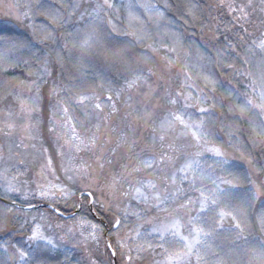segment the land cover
<instances>
[{"label":"snow or ice","instance_id":"1","mask_svg":"<svg viewBox=\"0 0 264 264\" xmlns=\"http://www.w3.org/2000/svg\"><path fill=\"white\" fill-rule=\"evenodd\" d=\"M0 6L6 9L5 16L27 30V35H23L12 32L10 28L0 29V75L24 84L25 81L19 80V77L9 75L10 70L15 72L19 69L29 78L28 90L31 92L35 88L36 96L28 101L19 96L13 97L19 102L20 111L27 116L39 111L36 101L40 98L41 85H46L48 78H51L47 130L55 134L57 142L63 141L56 149L58 156L65 155L61 150L65 146L70 152H91L102 170L105 146L111 142V138L107 135L101 138V121L107 127L111 114L118 111L116 101L122 97L126 107L136 112V120L143 121L145 125L152 122L151 143L145 144L136 154V165L131 170L122 166L120 172L112 173L104 182H101L97 168L83 158L79 164L72 163L73 156L68 157L70 166L63 161L60 164V171L70 183L62 182L53 167L52 157L47 155L48 148L41 149L46 163L41 165L39 175L44 182H35L34 189L29 187L32 182L18 179L23 175L18 167L0 168V187L6 194L16 193L24 201L21 206L12 201L18 212H24L19 231L21 240L16 243L11 241V236L16 234L13 229L9 233L10 239L0 242V264H82V260L74 255L76 250L83 247L87 252L90 243L98 248L102 237L106 239L105 249L110 251L111 256V260L104 264H116L117 251L120 252L121 264H133L132 253L139 256L145 251V245L154 255L156 249H160L159 259H155L154 264H193V257L195 264H264V211L257 216L258 234L246 232L248 209L254 207L257 201L264 209V0H259L258 5L253 0H240L239 3L237 0H218V4L209 6L226 10L231 21L224 23V30L234 32L242 42L244 53L243 56L237 53V56L246 67L235 72L236 76L247 81L243 84V90L228 80L229 87L220 94L228 100L229 114L238 113L237 120L247 118V125H237L239 135L231 130L225 133L228 147L239 152L236 158L223 146V138L212 120L215 114L211 110L216 107V80L210 75L203 76L205 85L212 86L209 91L214 95L209 96L204 89L196 88L191 82L192 75L187 64L182 66L184 79L175 91L170 89L171 77L163 74L179 60V56L173 54L177 53L178 47H184L180 34L172 33L176 37L172 46L167 43H161L159 47L145 45L153 54H158L161 48L164 50L160 56L162 66L159 72L148 66L151 60L147 53H138L135 45L143 44L150 35L143 28L140 10L149 20L155 17L157 25L165 20V11L150 0H129L120 6L112 0H97L89 5L90 11L86 7L79 12L76 22L72 21V16L80 4H73L67 19L58 27L52 24L60 17L59 10L46 6L42 0H0ZM120 7L127 11L131 31L118 28L110 14L111 11L116 12V19L119 20ZM169 7L166 2L164 8ZM176 10L181 13L184 24L191 21L193 27L199 20L197 13L202 11L191 0L177 4ZM257 11L261 14V23L259 35H254L246 25ZM38 16L44 17L40 23L36 21ZM211 19L217 20L216 17ZM11 20L5 23L10 24ZM80 21L84 23L81 25ZM132 21L139 22L140 27L133 26ZM64 25H68L71 31ZM200 26L203 28L206 25L201 21ZM237 28L241 31H236ZM214 30L219 33V22ZM57 32L60 33L59 37ZM129 36L134 40H128ZM46 41L56 45L63 41V49L78 54L76 63L80 68L88 67L92 71L73 77V82H59L51 66V53L56 49L39 47ZM227 46L236 50V45L231 41ZM196 51L201 60L211 62L210 52L205 57L199 46ZM204 51L208 50L205 48ZM62 59L60 52L56 51V63L61 67ZM199 67L202 69L205 65ZM227 67L233 68L234 65L228 64ZM152 77H156L157 81L164 80L166 86L160 89ZM97 80L101 82L99 85L95 84ZM88 87H91L90 91H80ZM134 96L138 98L135 103L142 105L140 110L133 106ZM52 98H55V103H52ZM209 100L213 102L208 104ZM158 107L162 116L154 111ZM77 109L79 115H73ZM19 115L11 107L3 110L4 120L0 131L8 129L4 134L11 135V131L17 127L14 118ZM93 115L95 124L92 123ZM37 124L25 122L21 125L28 139H37L33 134ZM231 127L230 124L229 129ZM220 131H223V126ZM242 137L246 138L242 140ZM249 144L251 149L247 148ZM122 145L127 147L129 153L139 147L135 139L129 140L122 133L110 152L115 154ZM258 147L259 157L254 159L251 153ZM97 150L99 155L96 154ZM146 151L148 155L141 158ZM246 151L249 153L247 156ZM107 163L113 162L108 160ZM19 164H23V161H19ZM141 172L145 173L144 178L135 182L128 179L132 173ZM46 173H50L52 178L49 179ZM30 197L46 200L50 212L36 210L29 218V210L35 208L28 202ZM73 197L76 200L72 207L84 214L73 213V226L66 228L59 222L62 216L59 205H67ZM124 200L128 203H124ZM132 201L136 205H144L145 209L133 208L129 213ZM152 210L162 213L164 218L151 216L144 220L146 212ZM6 211L11 212L12 208H6ZM93 213L107 216V223L90 219ZM129 215L143 223L128 228ZM226 220L229 221L227 228ZM145 224L148 226L145 227ZM122 227L126 229L124 235L120 233ZM225 233L229 234V248L222 255L219 245L213 242ZM153 239L155 244L152 243ZM209 255L215 257L211 262L207 259ZM89 262L98 264L91 256Z\"/></svg>","mask_w":264,"mask_h":264},{"label":"trees","instance_id":"2","mask_svg":"<svg viewBox=\"0 0 264 264\" xmlns=\"http://www.w3.org/2000/svg\"><path fill=\"white\" fill-rule=\"evenodd\" d=\"M75 1V0H74ZM154 4H156L161 10L165 11V20L160 21L159 25H157L156 18L153 17L152 20H149L146 15H143V12L141 11V18L144 21L143 28L150 34L147 39H145L143 44H138L135 45L137 48L138 53L139 52H145L149 55L151 63L148 66L156 67V64L158 60L160 59V56L163 55L164 50L161 48L158 54H153L151 53L145 45L147 44H154L155 46L159 47L161 43H167L169 46H172L176 37L172 35L173 32H180V40L183 43L184 47H178L177 48V53L173 54L176 56H179V60H181L182 65L188 64L187 62L192 63V60L198 55L196 51V47L199 46L201 51L203 52L204 56L207 57L208 52L211 53V62L206 60V72L209 74H212V78L216 80V89L217 92L215 93V101H216V107L213 108L211 111L215 114L212 117L213 123L219 131L221 137L223 138L224 144L223 146L226 148L228 152L232 151L235 152L236 156L239 157V152L235 151L234 148L228 147V137L225 134L227 131L231 130L235 135H239L240 133L237 131V125L243 124L247 125V118L244 120H237L238 113L235 114H229L227 112L228 108V100L224 99L220 94L226 90L229 85H228V80H232V83L236 85V87L240 88L243 90V84L246 83L247 81L243 77H239L235 75L236 70L241 69L243 67H246L243 65L242 60L240 59V56H243V50H242V42L239 40V38L234 34L233 31H225L224 30V23H228L231 21V17L227 15L226 10H218L214 7H209L211 5H216L218 4V0H191L192 3L199 5L202 9L200 13H197L199 20L195 24V27L192 26L191 21L189 24L185 25L183 22V19L181 17V13L176 10V5L179 3H186L188 0H152ZM77 2V1H75ZM97 2V0H80L77 2L80 4V8L76 11V13L72 16V21L76 22L77 17L79 15L80 11H83L84 8L88 7L89 11L91 8L89 7L90 4H93ZM112 2L118 6L127 4L129 0H112ZM168 3L170 5L169 8L165 9L164 5L165 3ZM240 0H237V3H239ZM246 2V0H245ZM76 3V4H77ZM253 3L258 5L259 0H253ZM71 5H73V0H64L62 4H60V8L58 9L60 12V17L52 24L53 27H58L61 23H63L64 20L67 19V13L72 11ZM126 12V9L124 7H120L119 10V17H123L124 13ZM112 18L117 16V13L114 11L110 12ZM116 14V15H115ZM121 15V16H120ZM211 17H216L217 20L213 21ZM87 19V17H86ZM114 21L117 24L118 28L121 29H127L131 31V28H128V21L125 22V19L122 18L117 20L116 18ZM167 21H173V23L168 24ZM203 22L206 26L201 28L200 22ZM84 21H80L79 23L82 25ZM220 23V31L219 33L215 32L214 28L216 23ZM12 23V22H11ZM133 26L135 27H140L139 22L137 21H132L131 22ZM260 23H261V14L257 11L251 15L250 22L246 25L248 28L249 32L253 33L254 35H259V30H260ZM65 28H67L69 31H71V28L68 25H64ZM5 28H10L12 32L14 33H19L23 35H27V30L17 24V22H13L12 24H6L1 22L0 23V29H5ZM236 31H241L240 29H236ZM193 32L195 35H193ZM56 35L59 37L60 33L57 32ZM227 36V40L225 37ZM69 40L71 37L68 38ZM128 40H134V37L129 36L127 37ZM249 42L251 40V37L248 38ZM193 41L195 43L193 44ZM228 41H231L233 44L236 45V50L233 51L232 48L228 47ZM191 45V47H189ZM42 49H49L53 48L56 49V51L60 52L62 59V67L61 64L56 63V51H53L51 53V61H52V67L54 69V73L56 74L57 80L61 83H69L73 82V77H78L81 76L83 72H91L92 69L85 67L84 69H81L80 66L76 63L77 59V53L75 52H69L67 49H63V41L59 45L53 44L51 41H48L45 44L39 45ZM71 47V45H69ZM207 49L208 51H204V49ZM217 52L220 53L219 57L217 56ZM237 53H240V56H237ZM217 60L219 63H217ZM178 61L176 63H178ZM228 64H233V68H228ZM10 76H16L19 77V80H25L28 82V77H26L24 74L21 73V71L18 69L15 72H12L11 70L9 71ZM34 78V77H33ZM239 82V83H238ZM101 82L97 80L95 82L96 85H99ZM20 83L17 80H7L5 77L0 75V110H5L9 108L10 105L16 104V100L13 99V97L19 96V91H17V86ZM52 80L51 78H48V83L42 84V104H41V113L42 117L44 119V122L46 123L45 125V130L48 129L49 127V96H48V88L51 86ZM91 84V82H90ZM91 87H95V85H92ZM91 87L88 88H82L80 91H90ZM211 85H205V90L209 96H213L214 94L209 91L211 88ZM97 91H99V88H96ZM177 90V88H174L173 91ZM6 97V98H5ZM55 100V99H54ZM53 100V101H54ZM213 101L209 100L208 104H211ZM117 109L119 110V114H112L111 118L112 120H117V119H123L126 122L118 124V123H113V126L110 129H115V131H108L107 136L111 138V142L107 144L106 151L103 154V159L111 160V152L110 149L115 146L117 137H119L122 133L125 136L128 137H133V139L137 140V144L139 143V148H137L135 151L139 152V150L144 147V144H142L141 137L143 136L147 139L150 137L152 138V131H146L148 128L145 126V124H141L142 127L145 128V132L142 135L138 134V132H132L130 130L129 125H131L132 128H134V124L137 121L134 117L136 115V112L133 110L131 111L128 107H126L123 97L116 101ZM131 112V115H126L127 113ZM77 115H79V109H77ZM75 113V114H76ZM74 114V115H75ZM133 123V124H132ZM232 125L231 129H229V125ZM223 126V131H220L221 127ZM109 129V130H110ZM247 135V134H246ZM144 138V139H145ZM246 137H242V140H244ZM50 140L46 139L42 141V148H48V156L52 157L53 163H56V168L59 171L61 181L64 183H67L66 180L63 179V175L61 174L60 171V163L58 162L59 157L56 154V150L53 147V142ZM145 139V141H146ZM140 140V142H139ZM51 143L52 146H51ZM248 149H251V145H247ZM57 149V148H56ZM121 149H117V152L115 154H120L119 152ZM259 151L260 148L258 147L255 151H253L251 154L254 157V159H258L259 157ZM119 152V153H118ZM97 155L100 153L97 152ZM249 153L246 151L245 155L247 156ZM127 155H119L118 157L120 158L119 163L123 162L126 163L127 166H129L130 169H132L136 165V159L134 158L135 156H130V157H125ZM81 158H83L84 161L87 163L91 164L93 167H98L97 166V161L95 159V156L91 152H85L82 151L78 153L77 156L74 157L73 163L79 164V161H81ZM112 164H108L107 162L105 163L106 167L107 166H112V169L116 170L114 171L115 173L118 172V170L114 167L117 166L118 162L117 160H112ZM238 163H243L242 161H237ZM116 164V165H115ZM105 174H107L105 172ZM136 177L138 179L144 178L145 173H135ZM133 174H131L132 176ZM130 176V177H131ZM129 179V178H128ZM6 195L3 194L2 190L0 189V198H5ZM12 200H15V202L19 204H23L22 201L19 199H16L14 197L11 198ZM76 200V197H73L69 200L68 204H60L59 207L61 209V212L63 214H71L74 212V208L72 207L73 201ZM127 203L126 200H124V203ZM43 203V202H39ZM35 204V202L33 203ZM37 204V203H36ZM6 208H12L13 210H17L16 207L12 205L5 204L0 201V234L1 236H6L7 238L10 239L9 233L15 229L16 234H18L19 230V225L21 224V221L19 219H12L7 213H5ZM38 209H44L47 212H50V209L47 208H38ZM31 211H34L31 210ZM261 211H264V209L261 208V205L259 201L255 204L254 207H250L248 209L249 217L248 219V224L246 225L247 231H251L252 235L258 234L259 231V223L257 221V216L259 215ZM80 215H83L84 212L80 211ZM106 223H107V216L100 215L98 214ZM110 215V214H109ZM55 216V214H53ZM248 217V218H249ZM90 219H94L95 222L99 223L98 221L95 220L93 216L89 217ZM61 221H70L71 219H66L61 217ZM137 222L136 218L134 216L129 217L127 224L128 228L130 226L134 225ZM2 223L4 224L2 226ZM120 230H126L123 227ZM20 231V230H19ZM18 232V233H17ZM27 234V233H25ZM104 242H105V238ZM11 240H13V237H11ZM113 244L115 245V237L112 238ZM104 251H105V256L108 261L111 260L110 256V251L105 249L104 246ZM156 252H160V249L157 248ZM119 254V251H117V255ZM154 257V256H153Z\"/></svg>","mask_w":264,"mask_h":264},{"label":"rangeland","instance_id":"3","mask_svg":"<svg viewBox=\"0 0 264 264\" xmlns=\"http://www.w3.org/2000/svg\"><path fill=\"white\" fill-rule=\"evenodd\" d=\"M64 0H42V2L46 5V6H51L53 10H58L60 8V4H62ZM77 2H79L80 0H75ZM73 0V4H76L77 2H75ZM5 2H11V0H5ZM151 3H153L152 0H150ZM59 7V8H58ZM58 8V9H57ZM4 11H6V9H4L2 6H0V23L3 22L5 23L6 21H10L11 18L7 17L4 15ZM142 10H140L141 12ZM116 15V14H115ZM121 16V15H120ZM116 18V16L113 18V20ZM124 18L125 22L127 21V11L124 13L123 17L121 16L120 19ZM44 20L43 16H38L36 18L37 23H40L41 21ZM13 25L14 20H11ZM115 22V21H114ZM54 23V22H53ZM84 23V22H83ZM116 23V22H115ZM7 24V23H6ZM178 33L180 34V32L178 31ZM19 34V33H18ZM48 41H46L45 43H47ZM206 60H201L200 56L197 55L193 60L192 63L189 64V62H187L188 64V69H189V73L192 75V83L195 85L196 88L198 89H204L205 90V81L203 80V76L204 75H212L206 72ZM208 63V60H207ZM204 64L205 67L204 68H200L199 65ZM161 66H162V62L159 59L155 69L159 72L161 70ZM182 62L181 60L178 61V63H175L174 66L171 68L170 71H166L163 74L167 77L170 76L171 77V82H170V89L173 91L174 88H179L180 87V83L181 81L184 79V72H183V68H182ZM212 77V76H211ZM25 81V80H23ZM152 81L155 83H158L160 85V89H162L163 87H165V82L164 80H156V77H152ZM42 88V85H41ZM17 91H19V97L22 99H25L26 101L31 100L32 97L36 96V91L35 88L32 89V91L30 92L28 90L27 87V81H25L24 84H19L17 86ZM206 92V90H205ZM3 95V94H0ZM40 98L39 100L36 101V105L39 108L38 112H32L30 116H27L25 113L20 111V104L19 102L16 100V104L14 105H10L9 107H11V109L13 110V112L15 113H19L20 115L18 117H15V123L17 125V127L15 129H13L11 131V135H5L4 133L8 131V129H3L2 131H0V156H2V159H0V168H3L5 166H13V167H18L20 169V171L23 173V175H21L18 179L19 180H28L32 183H30L29 187L30 188H35V182H41L43 183V179L42 177L39 175L40 170H41V165L46 163V158L44 153L41 151L42 149V141L46 139L50 140L49 138H51V146L53 144L54 149L56 150L57 147H59V144H62L63 141L60 140L59 142H57L56 140V136L54 133H49L48 130H45V122L44 119L42 117V113H41V104H42V90L40 89ZM55 98H52V103H55ZM138 99L137 97L134 96V101H133V106L136 110H140L142 108V105L139 103H135V100ZM54 100V101H53ZM153 103H155V101H153ZM1 107V106H0ZM132 111V109H130ZM107 111V110H106ZM154 111H156V113L159 116H162V112L160 110V108H156ZM75 113H73L74 115ZM112 114H119V111H117L116 113H112ZM111 114V115H112ZM77 115V113L75 114ZM103 115V113L101 114ZM4 120V116H3V110H0V128L3 127V122ZM25 122H33L37 124L36 129L33 130V134L35 136H37V139H28L27 138V134L26 132L23 130V128L21 127V125H23ZM49 123V122H48ZM92 123L95 124L96 123V118L93 115L92 117ZM143 121H136L134 125H136L138 127V134L142 135L145 132V128L141 126V124H143ZM151 121L148 122V125H145L148 130L146 131V133H148V131H150L151 133ZM79 126V124H78ZM113 126V122H112V118L111 116L108 119L107 122V127H105L104 122L101 121V138L103 139L104 135H107V132L109 131V129ZM128 137V136H127ZM129 140L133 139V137H128ZM145 137L143 136V138L141 137V141L142 144H150L151 143V134L150 137H148L145 141L144 139ZM137 141V140H136ZM138 142V141H137ZM140 142V140H139ZM177 143L179 144L180 142L177 141ZM35 144L36 147L33 148L32 145ZM17 145H21L20 147H17ZM23 145H28V147H24ZM139 145V143H138ZM119 152H121L120 154H111V160H117L118 164L117 166H114L118 172L121 171L122 166H126L127 169L131 170L129 168V166H127L126 163L120 162L119 160L120 158L118 157L119 155H127L125 157H128L129 155L131 156H136L137 153L139 152L135 151L137 148L133 149V151L131 153L128 152V149L126 146L122 145L119 149H121ZM65 155L63 157H59L58 162L61 164V162L63 161V163L66 166H70L69 164V160L68 157L69 156H77L78 153L75 152H70L67 148V146H65L63 149H61ZM97 152H99V150H97ZM118 152V153H119ZM231 154V156L233 158H236V154L235 152L230 151L229 152ZM144 155H148L147 151L145 153L142 154L141 158H143ZM23 161V164H19V161ZM110 160V159H108ZM108 160L104 161V168L101 170L98 167L97 168V174L100 176V180L101 182H104L107 178L110 177V175L112 173H114V169H112V166H105L106 162ZM81 161H79L80 163ZM73 163V161H72ZM209 163H211V161H209ZM116 165V164H115ZM53 167L57 170L56 168V163H53ZM105 172L107 174H105ZM117 172V173H118ZM11 174V173H10ZM48 175V178L51 179V174L50 173H46ZM61 174L63 175V179H65L64 177V173L61 172ZM133 175L129 178V180H132L133 182H135L136 179H138L136 177L135 173H132ZM57 175H60L59 171L57 170ZM67 183H70L66 180ZM127 186V184H125V187ZM0 189L2 190L3 194H5L6 199L5 198H1V199H5L7 201H13L11 198L14 197L16 199H19L20 201H22V203L24 204V201L20 198V196L16 193H10V194H6L4 192L3 187H0ZM45 202L48 203L46 200H41L39 198H29L30 203H39V202ZM127 201V200H126ZM126 203V202H125ZM128 203V201H127ZM63 204V203H61ZM133 208H136L137 210H143L145 209L144 205H136L135 201H132V207L129 208V213H131V211L133 210ZM39 210V211H43V212H47L44 209H34V211ZM6 211V210H5ZM29 210V218L31 216V214L34 212ZM7 213L12 219L16 218L19 219L21 221V223H23L24 221V212L21 211H17V210H13L11 212H5ZM260 214V213H258ZM80 215V214H78ZM151 216H160L161 219L164 218V215L162 213H156L154 210L152 211H147L145 216H144V220H147L149 217ZM55 218V216H53ZM129 217H131V215H129ZM250 219V217L248 218ZM62 222L66 228L67 227H72L73 226V219L70 221H59ZM136 223H143V221H137ZM135 223V224H136ZM4 224L2 223V226ZM229 225V221H225V227L227 228ZM134 225L130 226V228H132ZM145 227H147L148 225L145 224ZM19 230H20V225H19ZM18 230V232H19ZM17 232V233H18ZM126 232V230H120L121 235H124ZM246 232H247V228H246ZM26 235V234H25ZM11 237H13V240H11L13 243L19 242L21 240V236L20 234H14ZM115 237V236H113ZM229 234L225 233L223 234V237L220 239L215 240L213 243L214 245H219V248L222 250L221 254H225L228 252V248H229ZM104 237H102L99 241V247L97 248V246L93 243H90L88 245V251H84L83 247H80L76 250V252L74 253V255L76 256L77 259H81L82 260V264H90L89 262V256H91L92 259H96L98 261V264H104V262H108L106 256H105V251H104V246H105V242H104ZM9 240V238H7L6 236H1L0 234V242L3 241H7ZM152 243L155 244L156 241L153 239ZM159 252H156V255L153 254V251L150 249H147V246L145 245V251H143L142 253H140L139 256H137V254L135 252L132 253L134 260H133V264H154V260L155 259H159ZM0 255H2V249H0ZM154 256V257H153ZM207 259L209 260V262L213 261L215 259L214 256L209 255L207 257ZM117 264H121V258H120V252L117 255ZM193 264H195V258L193 257Z\"/></svg>","mask_w":264,"mask_h":264},{"label":"water","instance_id":"4","mask_svg":"<svg viewBox=\"0 0 264 264\" xmlns=\"http://www.w3.org/2000/svg\"><path fill=\"white\" fill-rule=\"evenodd\" d=\"M0 201H1V202H4V203H6V204L13 205V204H12V201H7V200H5V199H1V198H0ZM15 203H16L17 206H21V205H22V204H19V203H17V202H15ZM34 206H35V208H48V207H47V204H44V203H42V204H38V205H34ZM35 208H34V209H35ZM79 212H80V210L75 209V211H74L73 213H75V215H77ZM61 213H62V212H61ZM73 213L68 214V215H65V214L62 213V217L72 218V217H73ZM93 216H94L95 219L98 220L99 222L102 221V219H101L99 216H97L96 213H93ZM104 223L106 224V222H104ZM116 264H117V257H116Z\"/></svg>","mask_w":264,"mask_h":264},{"label":"flooded vegetation","instance_id":"5","mask_svg":"<svg viewBox=\"0 0 264 264\" xmlns=\"http://www.w3.org/2000/svg\"><path fill=\"white\" fill-rule=\"evenodd\" d=\"M119 111V110H118ZM138 121V120H137ZM112 122L113 123H118V124H121V123H124V122H126L125 120H123V119H117V120H112ZM139 122V121H138ZM133 124V123H132ZM130 130L132 131V132H137L138 131V127L135 125L134 126V128H132V127H130ZM132 156V155H131ZM128 157H130V155L128 156ZM133 157V156H132Z\"/></svg>","mask_w":264,"mask_h":264}]
</instances>
